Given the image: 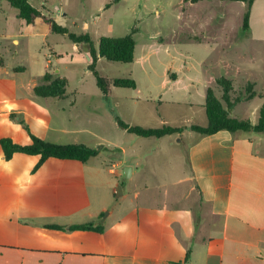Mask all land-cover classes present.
I'll return each instance as SVG.
<instances>
[{"label": "crops", "instance_id": "obj_1", "mask_svg": "<svg viewBox=\"0 0 264 264\" xmlns=\"http://www.w3.org/2000/svg\"><path fill=\"white\" fill-rule=\"evenodd\" d=\"M261 3L264 0H256L251 9L249 32L256 43H264V16L258 12ZM46 27L48 37L53 32ZM6 29L0 28V264H185L189 250L191 258L186 264H264V138L228 131L201 136L190 129L208 125L206 96L216 77L195 80L184 66V76L169 69L161 84L150 72L141 79L129 75L137 88L112 87L108 96L99 87L70 90V79L63 72L69 70L68 63L74 62L75 56H83L79 44L72 42L71 48L65 40L54 47L48 44L43 70L32 72L9 61L18 57L14 46H20L21 41L16 32L7 35ZM84 53L89 58L88 71L90 53ZM38 55H34L36 64ZM54 60L63 67L53 66ZM237 70L240 74L239 67ZM47 72L67 80L64 98L36 95L39 79ZM244 76L256 79L250 69ZM256 87L255 98H260ZM154 100L193 110L188 121L191 125L179 123L181 117L174 118L177 108L161 114L162 127L187 128L170 136L190 139L187 155L192 203L159 204L140 199L141 192L133 190L129 193L137 200L133 205L124 211L111 210L103 218L107 206L101 202L99 188L107 164L103 155L112 144L106 137L108 125L122 129L116 120L119 117L139 126L134 121L136 107ZM239 104L230 116L256 124L259 117L254 122L235 114ZM246 109L247 115L250 104ZM255 113L258 115L252 110ZM31 136L58 145H85L99 153L86 163L50 158L36 170L38 155L17 152L5 159L2 139L29 146ZM119 150L128 153L125 148ZM131 167L133 177L136 172ZM89 223L102 225L103 233L69 229Z\"/></svg>", "mask_w": 264, "mask_h": 264}, {"label": "rangeland", "instance_id": "obj_2", "mask_svg": "<svg viewBox=\"0 0 264 264\" xmlns=\"http://www.w3.org/2000/svg\"><path fill=\"white\" fill-rule=\"evenodd\" d=\"M31 4L70 32L89 34L95 48H98L103 37L120 38L135 31V62L124 64L101 59L97 66L100 76L113 80L134 75L141 79L150 72L161 84L167 70L172 69L171 72L176 71L184 76L186 73L181 69L186 66L188 75L194 79L207 81L210 77H225L231 80L234 88L231 101L240 100L236 103H240V107L234 110L235 114L249 117L254 122L258 119L260 110L257 109L264 99L257 97L250 103L246 97L251 84H254L253 90L258 85L257 92L264 95V43L253 41V34L244 29L245 3L228 0H31ZM258 12L264 16V3L258 6ZM0 28H7V35L16 32L21 41L20 46H14L7 38L9 45L19 52L18 57L9 61L28 67L32 72L43 70L44 55L49 53L48 44L53 46L65 40L72 47V42L62 35L51 33L45 37L47 27L42 20H38L36 25H28L19 19L18 10L6 0H0ZM12 28L17 30L13 31ZM79 46L83 56H75L76 60L68 63L69 70L63 72L70 79L69 89H98L95 77L87 71L89 58L84 52H89L90 47L86 44ZM36 53H40L37 64L34 62ZM251 60L253 64L244 65ZM53 66L63 67L57 60H54ZM237 67L241 70L240 74ZM249 69L256 79L248 80L244 76ZM80 77L84 78L82 82L79 81ZM212 87L222 100V88L216 81ZM222 103L227 108L223 100ZM249 104L250 110L246 115ZM176 108L178 113L174 118L177 120L181 117L179 123L191 125L193 122L188 121L193 117V110L184 105H161L157 100L140 102L134 121L140 127L160 128L161 114ZM252 110L258 111V115H253ZM197 112L200 114L199 108ZM253 136L264 138V135L256 133ZM106 137L112 144L104 152L107 164L100 176L99 195L101 202L107 206L103 218L111 210L124 211L133 205L137 201L129 195L133 190L141 192L140 199H152L159 204L192 203L188 181L191 170L187 155L190 139L183 135L180 138H141L111 124L108 125ZM121 147L128 153L123 155L119 150ZM126 166H133L136 172L130 179L124 173ZM111 169L115 174L110 173ZM120 186L123 194L125 192L123 197L117 196ZM114 189L116 192L113 194Z\"/></svg>", "mask_w": 264, "mask_h": 264}, {"label": "trees", "instance_id": "obj_3", "mask_svg": "<svg viewBox=\"0 0 264 264\" xmlns=\"http://www.w3.org/2000/svg\"><path fill=\"white\" fill-rule=\"evenodd\" d=\"M13 8L18 10L19 18L25 21L28 25L35 24L37 20H42L50 27V30L55 34L66 36L71 42L76 44H86L90 47L89 57L91 63L89 70L95 76L97 86L106 96L110 94L111 88L119 89H136L137 82L132 78H116L108 80L100 76L97 71V63L99 59H106L110 62L131 64L135 61L136 40L133 31L131 34L120 38L103 37L100 39L99 46L96 49L93 46L92 39L89 34H76L69 31L68 28L59 25L53 18L46 17L39 9L31 4V0H6ZM118 1V0H115ZM232 2H242L246 4V13L244 16V29L250 28L251 9L256 0H228ZM218 86L222 88V100L227 104L224 107L213 87H209L206 96V115L208 125L190 127L191 131L200 134L201 136H209L220 131H228L232 134L237 133H256L264 134V104L259 111V120L256 124H252L250 120H239L230 116V110L240 100L231 101V93L233 92L232 81L221 77L216 80ZM68 82L54 73L47 72L39 79V83L35 88V93L39 97H54L64 98L67 91ZM254 84L248 86L246 100H253L257 93L253 90ZM264 98V95H260ZM117 123L120 128L141 138H156L161 139L166 136L182 134L187 128L163 126L160 128H144L140 126L129 125L122 119L117 117ZM32 143L29 146H19L13 143L12 140L4 138L1 140V145L4 149L5 159L10 160L17 152L28 155L40 156V161L37 164L38 169L44 162L50 158L77 160L83 163L89 159L96 157L99 153L97 149L89 148L85 145H58L44 141L38 137L31 136ZM50 228L63 229L61 226H49ZM73 230H89L103 233L104 227L98 223H89L83 225H75L69 228ZM191 250H189L185 259V264L190 261ZM175 264V263H172ZM181 264V263H176Z\"/></svg>", "mask_w": 264, "mask_h": 264}, {"label": "water", "instance_id": "obj_4", "mask_svg": "<svg viewBox=\"0 0 264 264\" xmlns=\"http://www.w3.org/2000/svg\"><path fill=\"white\" fill-rule=\"evenodd\" d=\"M132 172H133V168H132V167L126 166V167L124 168L125 176H126L128 179H130V178L132 177ZM119 192H120V194L118 193L117 196L120 197L121 195H123V190H122V187H121V186L119 187Z\"/></svg>", "mask_w": 264, "mask_h": 264}, {"label": "built area", "instance_id": "obj_5", "mask_svg": "<svg viewBox=\"0 0 264 264\" xmlns=\"http://www.w3.org/2000/svg\"><path fill=\"white\" fill-rule=\"evenodd\" d=\"M112 172H114V171H112Z\"/></svg>", "mask_w": 264, "mask_h": 264}]
</instances>
